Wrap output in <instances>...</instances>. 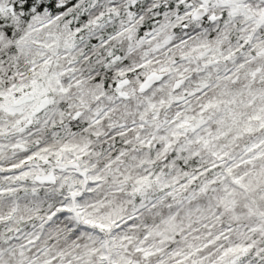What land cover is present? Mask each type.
<instances>
[{"label": "snow or ice", "instance_id": "1", "mask_svg": "<svg viewBox=\"0 0 264 264\" xmlns=\"http://www.w3.org/2000/svg\"><path fill=\"white\" fill-rule=\"evenodd\" d=\"M0 264H264V0H0Z\"/></svg>", "mask_w": 264, "mask_h": 264}]
</instances>
